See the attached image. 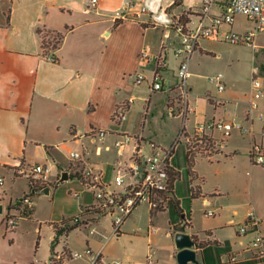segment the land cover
Listing matches in <instances>:
<instances>
[{
  "label": "crops",
  "instance_id": "obj_1",
  "mask_svg": "<svg viewBox=\"0 0 264 264\" xmlns=\"http://www.w3.org/2000/svg\"><path fill=\"white\" fill-rule=\"evenodd\" d=\"M89 1L0 0V170H5L15 179L25 177L27 184L28 169L34 165L49 167V184L56 181L62 170H68L69 175L75 178L68 157L65 158L67 162L63 161V150L85 152L81 166L92 169L102 182H109L113 169L129 162L134 144L131 141L118 152L113 147L114 141L122 134L144 140L141 131H138L139 125L136 126L132 120L137 107L145 122V114L149 112L154 99L164 93L166 108L172 109L174 115L176 113L180 117L176 99L179 91L173 87L175 82L169 66L175 59L176 64L180 63L173 54L179 42V37L173 31V22L183 12L189 11L186 14L187 23L190 27L193 22L195 25L199 7L205 0H195L193 3L179 0L178 6H173L174 0H97L93 8L89 6ZM141 7H145L146 11L141 12ZM212 12L218 10L213 7ZM50 34H59L62 39L53 51L43 50L41 37ZM198 48L204 50L200 45ZM50 54L55 58L54 62L48 59ZM156 71L161 73L163 79L162 91H151V81ZM137 73L145 77L140 85L133 83V76ZM223 83L225 86L224 80ZM144 84L146 94L136 95V90ZM188 86L190 93L193 87ZM206 98L211 109L207 114L197 116L200 100L188 99L195 110L187 115L185 121L182 120L186 131L191 114L195 117L190 132L196 124L210 118L229 120L231 116V120H242L248 109L249 99L247 102L235 100L230 105L229 98L218 101L209 96ZM126 100H132L127 120L121 124L113 123L114 108ZM95 132H103V138L92 134ZM33 152L41 153V164H32L29 155ZM192 171L196 180L201 182L202 177L194 167ZM177 183H174L175 199L183 215H187L190 221L183 233L190 235L195 242L199 263L256 264L245 249L252 235L240 236L237 233V226L244 222L247 213L238 220L230 219L226 224L232 227L236 225L237 243L233 247L227 244V251L222 252L220 248L223 243L218 232L226 225L214 223L206 228H197L177 194ZM188 183L190 194L189 175ZM28 191L29 185L16 199ZM199 196H203L201 186ZM91 203L92 199L89 203H81L80 207ZM12 204L9 202L7 211ZM147 210L151 223L157 213L151 216ZM259 217L263 219L259 228L264 232V212ZM177 218L172 230L166 234L173 243L174 234L179 232L175 229L183 217L177 215ZM130 219L124 221L119 235H123L121 231L129 226ZM50 227L52 241L55 233L53 225ZM152 235H147L150 246L153 245ZM112 236L111 232L108 238ZM230 255H236L237 261L228 262ZM49 259L44 263H33L46 264ZM87 260L66 261L65 264H87ZM123 263L134 264L129 258ZM141 264H145V261ZM156 264H160L158 259Z\"/></svg>",
  "mask_w": 264,
  "mask_h": 264
},
{
  "label": "rangeland",
  "instance_id": "obj_2",
  "mask_svg": "<svg viewBox=\"0 0 264 264\" xmlns=\"http://www.w3.org/2000/svg\"><path fill=\"white\" fill-rule=\"evenodd\" d=\"M187 1L193 3L195 0ZM250 27L251 24L246 22L244 16L237 15L232 31L242 34ZM256 43L264 47V37L261 34L256 36ZM199 45L204 50L197 48L191 55L188 68L190 75L187 78V84L193 87L188 99L190 101L200 100L196 116L207 114L210 111L207 96L215 101L229 98L230 105H233L235 100L247 102L250 97L254 67L259 71L258 76L264 85V48L255 52L245 44L233 45L227 41L208 39H201ZM176 60H172L169 65L175 83L177 79L174 76L179 66V63H175ZM219 73L225 82V91L222 93H219L214 83L208 80V77ZM145 84L139 86L142 88L136 90V95L146 94ZM165 98L164 93L156 96L149 112L145 114V122L139 107L134 111L132 120L136 126L139 125L138 131H141L146 142L168 146L177 139L182 126V118L176 113L173 117L169 116ZM176 99L180 104L179 93ZM263 101L261 108H264ZM189 116L186 129L190 133L195 115ZM228 119L227 121H232L231 116ZM260 127L261 123H254L255 140L264 148V138L259 135ZM215 137L218 143H221L219 149L215 147L207 153L201 150L195 156L194 170L202 177V181L195 180L192 184L201 186L203 196L191 197L189 194L183 138L180 139L175 151L174 164L181 172L176 184L177 194L182 199L181 202L184 203L187 213L190 212V219L197 228H206L214 223L229 224L230 219L238 220L250 209L255 210L258 217L264 212V167L251 163L249 137L236 129H233L230 136L224 138L223 141L217 132ZM69 152V150L62 151L63 161L67 162L66 157ZM29 156L32 164L40 163V152L30 153ZM0 177L3 178V185L0 187L3 210L0 213V264L46 262L51 253H49L52 237L50 226L79 216L80 205L91 201L92 190L84 187L76 178H71L57 186L52 185L48 195L38 193L31 196L33 209L30 217L20 214L18 225L10 229L5 228V217L13 211V205L9 211H7V206L9 202L17 200L16 196L22 195L28 184L25 177L15 179L5 170H0ZM111 189L115 192L120 191L115 184H111ZM73 193H79L80 197L75 198ZM205 200L209 201L208 206L204 204ZM172 205L170 203L163 212H157L151 223L147 208L143 205L137 207L128 217H131L128 222L129 226L126 229L124 227L125 231H121L123 235L110 238L108 236L113 229L111 216L108 214L104 216L87 215V227L95 228L96 231L91 232L90 228H84L78 224L79 226L68 234L63 233L57 236L53 250L62 251L64 248L65 251L69 249L83 253L89 249L93 254L101 253L106 263L119 261L124 264V260L129 258L134 264H141L144 263L147 252V230L152 225L156 228V233L151 237L154 257L160 264H178L174 254V250L177 249L175 243L171 242V237L166 236L178 219ZM208 210L214 212L212 217L205 216V211ZM235 229L236 225L233 227L226 225L218 232V237L223 243L220 248L222 252L227 251V244L232 247L236 245ZM128 234L129 237H127Z\"/></svg>",
  "mask_w": 264,
  "mask_h": 264
},
{
  "label": "built area",
  "instance_id": "obj_3",
  "mask_svg": "<svg viewBox=\"0 0 264 264\" xmlns=\"http://www.w3.org/2000/svg\"><path fill=\"white\" fill-rule=\"evenodd\" d=\"M97 0H90L89 6L95 7ZM215 7L218 12H212ZM145 12V7L140 8ZM242 15L251 27L242 34L232 31L235 23V17ZM173 31L179 37V42L174 48L173 54L179 58L178 70L176 72L177 82L173 86L179 91L180 104H178V115L183 121L187 115L194 112V106L188 102L189 86L187 78L189 77V59L194 51L199 47L201 39L213 41H227L233 45H247L255 52L263 46L256 43V36L261 34L264 37V0H205L199 7L198 19L193 27L184 23L180 18L173 22ZM51 35V34H50ZM46 35L43 50L53 51L49 43V36ZM51 62L55 58L50 54L47 56ZM256 67L252 70L251 92L249 97L248 109L242 120L227 121L225 119L210 118L195 125L189 133L184 125L181 127L177 139L168 146L146 142L141 137L122 134L114 141L113 147L121 152L133 141L132 155L129 162L123 166L113 169L112 178L109 182H102L100 176L95 174L92 169L81 166L85 160V152L73 150L68 154L70 168L74 177L81 182L87 189L92 190V203L81 207L80 215L73 218L71 223L80 224L84 228L88 226L86 219L91 212L95 216H104L106 214L112 219V235L120 234V229L124 221L139 206H146L150 212L157 213L164 211L170 203L173 204L174 196V175L179 172L174 164L176 146L180 139L185 142V156L195 160V156L202 150L205 153L219 149L215 133H219L224 138L229 137L231 131L236 129L250 139L249 157L250 161L256 165L264 167V148L255 140L254 123H261L259 135L264 138V110L261 108V102L264 100V85L258 76ZM145 80L141 73L133 76V83L140 85ZM208 80L214 83L218 92L225 89L223 76L219 73L208 77ZM163 79L161 73L156 71L151 81V91L163 90ZM132 100H126L119 103L113 110L112 122L121 124L127 120L128 112L131 108ZM169 116H174L172 109L168 110ZM103 138V132L92 133ZM109 150V147H106ZM49 167L46 165H34L28 169L29 182L38 185L48 183ZM3 179L0 177V186ZM111 184L120 188L119 192L111 189ZM75 198H79V193H73ZM204 204L209 205L205 200ZM13 211L6 214L5 228L13 229L18 225L19 217L27 215L32 211L33 202L31 197L23 195L12 204ZM21 214V215H20ZM212 210L205 211V216H213ZM187 215L179 222V226L187 227L189 224ZM263 219L258 217L253 209L247 212L245 220L237 226V233L240 236L252 235V238L246 245V250L251 257L255 259L256 264H264V232L260 230ZM88 229L90 227H87ZM93 232L94 228H90ZM156 229L151 227L147 230V235L154 234ZM180 232V231H179ZM52 253L47 264H65L66 261H74L87 258V264H122L119 261L105 263L100 253L93 254L89 249L83 253L76 251H55ZM154 251L148 245L145 264H156ZM228 262L237 261L236 255H230Z\"/></svg>",
  "mask_w": 264,
  "mask_h": 264
},
{
  "label": "trees",
  "instance_id": "obj_4",
  "mask_svg": "<svg viewBox=\"0 0 264 264\" xmlns=\"http://www.w3.org/2000/svg\"><path fill=\"white\" fill-rule=\"evenodd\" d=\"M179 5V0H174L173 2V6H178ZM189 11L187 12H183L180 16V19L186 23L188 22V19H186V14H188ZM116 22L118 23L119 20H116ZM45 37H41V45L42 47L45 45V40H44ZM62 39V36L59 35V34H51L49 36V43L47 46H51L52 49L54 50L57 45L60 43ZM186 167H187V173L190 177V195L191 197H197L199 195V186H195L192 184V182H194L196 180L195 176H194V173L192 171V168L194 167V164H195V160L186 156ZM179 176H180V173L177 172L175 175H174V178H173V182L177 181L179 179ZM73 178V175L70 174V179ZM29 185V191L28 193L24 194V195H27L28 197H31L32 195H35V194H38L40 193L46 186H54V182L49 184H45V185H38V184H33V183H28ZM173 190H174V187H173ZM173 209L174 211L176 212V214L179 216V217H183V213H182V208L179 206V202L177 199H174L173 200ZM96 212V211H95ZM94 211L91 212V215L93 213H95ZM151 213V216L153 215V212H150ZM31 214V211L29 212V214L26 215V217L30 216ZM183 219V218H182ZM73 219H67V220H63L59 223H57L56 225H53V228H54V238L53 240L51 241V254L53 252V248H54V244L55 242L57 241V236L58 235H61L63 233H66L68 234L70 231L74 230L75 228H77L79 225L78 224H73L71 223ZM181 221V220H180ZM175 230H178V231H181L183 232L184 231V226H181V227H177V229Z\"/></svg>",
  "mask_w": 264,
  "mask_h": 264
},
{
  "label": "water",
  "instance_id": "obj_5",
  "mask_svg": "<svg viewBox=\"0 0 264 264\" xmlns=\"http://www.w3.org/2000/svg\"><path fill=\"white\" fill-rule=\"evenodd\" d=\"M70 179L69 171L62 170L59 177L54 182V186H57ZM42 194L48 195L50 193V187L46 186L42 191ZM2 206L0 205V213H2ZM174 243L177 248L176 260L178 264H200L196 257V244L192 240L191 236L183 233L176 232L174 234Z\"/></svg>",
  "mask_w": 264,
  "mask_h": 264
}]
</instances>
